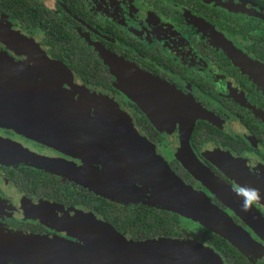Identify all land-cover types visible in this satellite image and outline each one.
Wrapping results in <instances>:
<instances>
[{"label": "flooded vegetation", "instance_id": "af4514ba", "mask_svg": "<svg viewBox=\"0 0 264 264\" xmlns=\"http://www.w3.org/2000/svg\"><path fill=\"white\" fill-rule=\"evenodd\" d=\"M9 33L21 43L8 38ZM232 44L245 55L232 53ZM0 51L43 78L63 75L66 90L81 93L83 85L117 102L169 168L233 219L241 238H247L236 248L252 264H264V220L254 218L255 229L224 202L234 200L243 209L244 190H253L257 181L254 171L264 173V0H0ZM104 53L175 87L190 102L179 103L189 115L204 114L195 119L189 145L211 172L209 183L220 197L203 175L193 172L180 136L188 115L158 126L125 84L119 85ZM91 117L90 126L101 123ZM72 118L75 142L71 139L70 147L0 127V137L16 145L0 156L12 158L0 162V231L60 237L64 233L39 219V213L55 217L56 206L93 212L84 203H71L77 195L86 201L94 194L112 201L83 184L103 164L94 161L99 149L93 138L80 136L84 131L74 114ZM38 162L50 169L32 164ZM59 164L62 172L67 166L73 169V179L53 171ZM262 198L253 205L264 217ZM116 202L165 209L142 201ZM171 212L177 220L164 222L173 221L176 230L161 227L152 236H133L106 221L132 240L189 238L210 245L201 224ZM57 215L61 217L59 210Z\"/></svg>", "mask_w": 264, "mask_h": 264}, {"label": "water", "instance_id": "95a60500", "mask_svg": "<svg viewBox=\"0 0 264 264\" xmlns=\"http://www.w3.org/2000/svg\"><path fill=\"white\" fill-rule=\"evenodd\" d=\"M6 36L21 43L11 33ZM104 55L111 64L112 72L117 77L123 76L121 78L123 82H126L124 76L128 74L134 76L140 74L139 71L124 64L115 56L106 53ZM114 69L119 71L116 72ZM135 79L149 90L152 96L158 100L162 97L159 91L163 89L154 85L149 87L142 77ZM62 81L63 75L60 78L55 75L49 79L43 78L37 74L36 70L28 69L0 51V100L4 102L0 107V125L14 128L39 141L70 147V144L72 145L70 121H74L73 114L66 112V104L63 106L64 99L55 100L49 95L54 96L57 93L54 90L63 89ZM154 81L158 83V86L172 91L170 87L163 86V82L157 79ZM129 90L128 92L134 95L147 114L151 115V104L146 103L141 87L132 86ZM18 91L22 93L20 96L17 94ZM143 97L145 102H143ZM92 100L93 102L89 104L94 107L95 104L101 106L106 104L102 100ZM167 106L175 117L180 116L183 119L184 115H188L183 120L180 129L182 143L190 151V162L198 168L200 177L203 175L206 184L220 197L221 193L209 183L211 172L199 162L189 145L195 119L204 114L189 115L184 109L181 110L174 105ZM63 117L69 121L65 122L62 120ZM95 142L100 141L95 140ZM106 153H102L99 159H95L103 164V168L94 171V177L90 178L88 184L86 181L83 183L89 185L97 194L120 202L142 201L152 205H161L167 210L197 221L238 248H241L247 240V238H241L238 227L225 211L214 205L203 192L186 184L169 167L165 168L164 164L152 153L150 157L153 158H147L141 154L132 156L127 150L125 155L121 152L115 154L114 151ZM3 154L0 141V156ZM32 164L49 169L43 164ZM53 171L68 179H73L71 173ZM224 202L255 229L257 226L252 220L254 218L264 220L256 209L250 208L245 211L238 208L239 204L231 199ZM55 208V217H58L59 210L62 216L59 219L64 220H55L53 217L51 220L42 221L66 231L76 239L73 241L60 237L51 238L0 231V264H226L223 256L216 249L197 240L189 238L132 240L122 235L94 211L74 210L63 206ZM64 213L69 215L68 218H65Z\"/></svg>", "mask_w": 264, "mask_h": 264}, {"label": "rangeland", "instance_id": "374dc122", "mask_svg": "<svg viewBox=\"0 0 264 264\" xmlns=\"http://www.w3.org/2000/svg\"><path fill=\"white\" fill-rule=\"evenodd\" d=\"M15 36L18 37L16 34H15ZM232 46H233V50H232L233 52L232 53H234L235 55H241V54L245 55L240 49L235 47L233 44H232ZM2 53L7 55L5 52H2ZM105 61L109 64V61L106 58H105ZM114 70L116 72L119 71L118 69H114ZM135 70L138 71L137 69H135ZM61 71L64 73L63 70H61ZM122 77L123 76H121V77L116 76L118 83L121 87H122V84L123 85L125 84L124 85L125 91L129 94V96L131 98H134V95L132 93H129L130 87H132V86H136L137 88L141 87V93L146 98V103L151 104V106H152V107L150 106L151 111H152L151 117L154 119L153 120L154 123H156L158 126H159V123H161V122H166V120L171 121L170 119H172V120L175 119V116H173V114H171V112L169 111L170 108H168L167 105H171V106L174 105L180 109V107L182 106L181 104H179L181 100L184 103L188 102L186 100L185 101L183 100L184 98H182V94L175 87H173L167 83H164L163 86H168L171 88L172 91L170 92L167 90V88H163L161 86H158V83H156L154 81V77H151V76L144 74L142 72H140V74H138L136 76L131 75V74L124 76V79L126 82L122 81V79H121ZM139 77H142L147 82V85L149 87H153V85H154L157 88L163 89L164 91L163 90L159 91L162 97L158 100L156 97L152 96V93H150L149 90L145 89L144 86L139 84V82L135 79V78H139ZM79 86H81L80 88H82L83 91L81 93L77 92V94L75 93L74 90H68V89L66 90L64 87H62L63 89H65L64 91L59 89L57 91L56 95H54V96L49 94L48 92L47 93L52 98H54L55 100H63L64 99L65 103L63 102V106H64V104H66L65 105V108L67 109L66 112H69L70 114H71V112H73L72 114H74V116L78 120L77 123H80L79 130L84 131L82 134H80V136H83L86 138L90 135V137L93 138V140H92L93 142H95V140L100 141L99 143L95 142V144H94L95 148L99 149V150L95 151L94 161L96 158L99 159L100 156L102 155V153L114 151L115 154H117L118 152H121L122 155H125V152L127 150L130 153V155H132V156L141 154V156H144L147 158L149 156H145V154H147V153L151 154L152 153V155H154L155 158L156 157L158 158V159L156 158L157 160H159L160 162H162L164 164L165 168L169 167L167 161L164 160L163 157H161L160 155L156 154L154 146L146 139V137L143 135V133H141L139 131V129L136 128V126L133 124V121L130 118V116L126 112L121 110V108L119 107L117 102H115L111 98L107 99V97H102V96L98 95L97 92L92 91V89H88L87 87H85L83 85H79ZM75 87H76V85H75ZM60 91H61V93H60ZM50 92L52 93V91H50ZM17 94L20 96L22 93H20L18 91ZM75 97L77 99H75ZM144 97H143V102H145ZM92 99H94L96 101L102 100L106 104L103 106L95 104V107H94L92 104H89L91 101L93 102ZM135 100H137V99H135ZM3 103L4 102L2 100H0V107L2 106ZM104 103H102V104H104ZM189 103L190 102H188V104ZM185 105H186V103H185ZM75 107L77 108V110L81 109L83 111H80V113L77 111H73V109ZM161 113H163V114H161ZM90 115H93V117H91ZM86 116L91 117L94 120H97V122L101 121V123L100 124L95 123L94 127H92V126H90V123L87 124V122L89 121V118ZM161 116H163L166 119H164ZM62 120H64L65 122L69 121V119H67L65 117H63ZM70 125L72 126L71 131L75 130V126H73L71 121H70ZM103 125H104V127L101 129L99 126H103ZM0 127H6V126L0 125ZM6 128L12 129L16 133L24 134V133H22L18 130H15L14 128H11V127H6ZM160 129H162V128H160ZM74 134H75V132H74ZM24 135H26V134H24ZM70 135H71L70 138L73 139V141H74V138L72 137V133H70ZM132 138H134V139H132ZM35 140H37V139H35ZM0 141H1V145H2V150L6 154L9 153L8 152L9 147L12 148V147L16 146L11 141L3 139L1 137H0ZM88 143H89V141H88ZM134 144L137 146V149H134ZM70 146H73V145L70 144ZM106 154H108V153H106ZM103 155H105V154H103ZM150 158H153V157H150ZM11 159L12 158H10V157H0V162L1 161L7 162ZM155 161L156 160H154V162ZM40 163L41 162H38V164H40ZM98 163H101V162H98ZM59 166H60V164L57 166V171H59L61 173L70 174L71 173L70 171H73L72 168L67 166V167H65L67 172H62L59 170V169H61V167H59ZM193 168H194L193 172L199 178L201 175L198 171V168L197 167L195 168L194 166H193ZM82 169L85 170L84 167H82L80 170H82ZM70 175H72V174H70ZM252 176L257 181L254 184V186H251V189L256 190L259 193V195L261 197H263L262 201L264 203V173H262V172L259 173V172L254 171ZM252 206L254 207V205H252ZM48 214L49 213H46V214L39 213V216L41 218H39V217L38 218L42 219V220H51L54 216L48 215ZM59 218L60 217H55V220H64L62 218L61 219H59ZM48 225H50V224H48ZM59 231L64 233V235L71 236V235L67 234L66 231H63L61 229ZM64 235H61L60 238L67 239V237ZM71 237H73L72 238L73 241L76 239L74 236H71Z\"/></svg>", "mask_w": 264, "mask_h": 264}, {"label": "trees", "instance_id": "16d2710c", "mask_svg": "<svg viewBox=\"0 0 264 264\" xmlns=\"http://www.w3.org/2000/svg\"><path fill=\"white\" fill-rule=\"evenodd\" d=\"M38 173L41 174V171ZM43 175L47 176L46 174ZM46 180L48 179L46 178ZM19 182L22 183V180ZM47 184L53 185L54 183L48 181ZM112 201L94 194L92 198H88V201L82 195H77L71 203H84L91 206L94 212L102 218L111 222L119 230L128 229L133 236L139 234L141 236H152L154 231L161 227L176 230L177 225L173 221L164 222V220H177V215L171 211L144 204H121ZM199 230L205 232V240L223 256L226 264H252L232 243L221 235L204 226H200Z\"/></svg>", "mask_w": 264, "mask_h": 264}, {"label": "clouds", "instance_id": "9594fccd", "mask_svg": "<svg viewBox=\"0 0 264 264\" xmlns=\"http://www.w3.org/2000/svg\"><path fill=\"white\" fill-rule=\"evenodd\" d=\"M246 195V198L244 199V203H243V209L245 211L250 210V208L252 207V205L254 203H257L260 201L261 197L259 195V193L256 190H244Z\"/></svg>", "mask_w": 264, "mask_h": 264}]
</instances>
